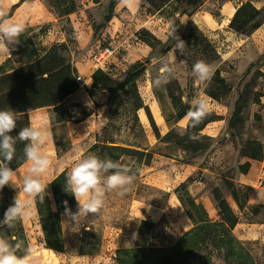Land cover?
<instances>
[{"label":"rangeland","instance_id":"rangeland-1","mask_svg":"<svg viewBox=\"0 0 264 264\" xmlns=\"http://www.w3.org/2000/svg\"><path fill=\"white\" fill-rule=\"evenodd\" d=\"M47 9L52 10L47 0H37ZM100 0H94V3ZM108 3L109 0H103ZM168 0H145L138 14L134 17L126 18L125 27L120 36L116 39H109L105 34V29L109 23H104L100 12L102 5L92 6L82 9L76 5L87 18L86 27L91 25L89 39L86 32L82 33V43L77 47L75 36L69 34L67 45L70 51L71 60L77 58L78 54L90 57L96 65L107 73L114 81H120L136 62L144 64V72L136 80L138 93L147 108L137 112L138 123L134 122L128 100L122 95L112 108L114 113H109L102 103L106 98V91L102 88L94 89L89 96L86 91L88 87L84 84L83 77L79 78V89L74 98H66L63 107L67 111L66 121L51 123L49 121L50 110L43 108L39 114H43L45 121L42 128L51 131L52 136L43 146L51 161L49 172L43 176L44 182L48 184L46 189L48 198L52 202L55 210L54 201L50 193L49 183L64 170H70L72 163L82 156L96 154L90 148L99 141H114L117 144H128L145 148L154 153L150 166H142L138 170V175L130 189L123 196L115 193L106 194L105 205L101 211L95 215L88 214L79 224L69 213L78 211V202L75 200L74 210L60 215L63 249L61 252H49L44 247L43 234L38 223V216L34 201L31 205V214L20 220L24 231L27 246H32L35 250L37 264H116V252L121 249H130L139 239L138 229L141 221H150L154 227L143 233L146 245L155 247H168L173 245L177 239L189 230V226L184 222L179 214L175 213L170 207L169 195L175 194L179 186L170 185L167 179V172L170 167L190 164L193 167H203L209 162L212 153L221 148L225 143L229 146L226 156L231 160L225 176L234 178L236 175V165L239 161V142L244 140L264 139L261 128V120L256 110L260 106V101L264 100V54L255 60L254 66L248 74H245L248 62L247 51L238 47H231L228 42H223L219 38H209V34L203 32V36L208 39L217 54L215 61L209 62L208 56L198 44L191 24L188 23L184 29L178 25L177 13L188 14V10L205 8L214 17L218 16L217 10L223 0H174L167 8L154 15L160 18V26L163 30H157L156 26H151V30L157 31L153 36L150 30L141 28L144 22L149 21L154 13V9H159ZM54 12V10H52ZM56 14V13H55ZM261 21H264V8L261 11ZM169 25V26H167ZM166 27V28H164ZM69 30V26L63 27ZM44 27L42 28L43 31ZM165 29V30H164ZM37 28L31 29L34 38L39 32ZM142 31H147L155 37L157 45L152 49L141 40L148 36ZM177 35L185 43L182 53L177 49ZM244 36V35H242ZM162 40H159V39ZM34 44L43 49L37 39H33ZM163 41V42H162ZM149 48L151 52L147 55L144 48ZM169 47L170 51L163 56H159V49ZM78 48V49H77ZM175 55V74L163 87H156L153 83L161 67L157 61L160 58L170 59ZM9 64L3 63L0 72L4 68L18 67L23 63V58L16 51L11 52L8 58ZM198 60H204L210 64L215 71H219L220 77L231 88L228 96L215 101L205 92L209 84L200 86L196 84L192 75V67ZM188 62L191 63L189 68ZM78 76V74H77ZM243 93L245 100L242 105L243 121L238 125L234 136L233 132L227 129V121L230 118L233 104L237 96ZM169 94H172L182 105L191 107L192 100L197 95H202L208 102L210 114L215 115L219 120L206 125L200 136L204 139L188 143V150H183L174 143V138H164L168 133L175 136H183L186 131L187 119L175 123L169 116V105L172 108ZM261 95L258 103L254 104L255 95ZM154 103L156 105H154ZM152 117L160 138L157 139L148 121V115ZM160 122L158 113L163 118V124L155 122L154 115ZM113 115V117L111 116ZM31 116V115H30ZM221 126L223 129L221 130ZM221 130V131H220ZM220 131V133H219ZM219 133V134H218ZM262 143V142H261ZM193 147H197V152H193ZM122 163L133 166V158H123ZM151 168V169H149ZM134 170V167H133ZM27 171L24 166L17 172L18 179ZM158 173L161 185L157 181L147 182L146 176ZM222 174V175H223ZM202 172L195 170L187 182H204ZM164 181V182H163ZM10 187V186H9ZM214 186H210L209 191ZM226 200L234 207L232 199L227 195L222 182L217 186ZM17 196L19 189L10 187ZM176 195V194H175ZM212 197V195H211ZM75 198V197H74ZM235 209V208H234ZM75 211V212H74ZM242 220H249V213L245 212L241 216ZM246 218V219H245ZM251 253V247L243 243ZM203 253L195 254L186 264H202ZM210 264H223L221 259L212 255ZM257 264H262L257 262Z\"/></svg>","mask_w":264,"mask_h":264},{"label":"trees","instance_id":"trees-1","mask_svg":"<svg viewBox=\"0 0 264 264\" xmlns=\"http://www.w3.org/2000/svg\"><path fill=\"white\" fill-rule=\"evenodd\" d=\"M26 1L31 0H19L14 4L7 12L6 18H9L14 10ZM118 1L109 0L107 14L104 16L100 27L110 21ZM47 2L59 17L67 16L76 9L74 0H47ZM261 18V11L255 9L249 2H245L236 9L229 23V28L237 35L248 36L260 26ZM190 30L196 34L195 37L199 40L198 44L208 56L209 62L215 61L217 54L208 39L196 27L192 26ZM142 32L148 37L141 41L153 49L158 41L147 31ZM15 49L16 53L22 56L23 63L18 67L4 68L5 70L0 72V110L10 108L17 112L19 117L17 128L13 130L11 135L16 136L20 129L25 126L42 127L45 117L43 114H39V111L43 108L50 110L48 117L52 124L66 121L68 113L63 107V102L79 89L76 80L77 71L73 66L68 45L53 43L46 48L39 49L34 44L31 29H25L19 37V43L15 44ZM169 51V47H164L159 49L158 53L161 57ZM4 63L9 64V60L7 59ZM187 64L190 68L191 63L188 62ZM253 66L254 63L250 64L245 70V74H248ZM143 72L144 64L136 62L131 65L120 81H114L107 73L97 69L91 75L92 83L86 92L91 96L94 89H104L106 98L102 106L109 113H114L112 110L114 103L122 95H125L133 113L134 122L138 123L137 112L141 109L147 111L136 86V80ZM205 93L213 100L218 101L222 97L228 96L231 93V88L220 77L219 71H215ZM260 96L255 95L254 104L258 103ZM169 98L175 110L174 118L177 121L181 120L186 116L190 106L182 105L172 94H169ZM244 100V94L240 93L233 104L230 118L227 121V129L233 132L232 136L243 121L242 105ZM32 111L34 112L30 116L29 113ZM147 115L153 134L159 139L158 129L149 112ZM111 116L113 117L112 114ZM217 120L219 119L215 115L209 113L195 128L190 127L188 121L183 136H175L170 132L164 138L172 137L177 146L183 150H188V143L204 139L200 136V132L206 125ZM192 136L197 138L192 139ZM23 148L24 143L18 142L16 144L15 157L9 164L16 171L24 166L28 167L24 160ZM239 148L240 157L255 161L263 158V144L258 140L241 141ZM90 150H95L96 155L101 159L111 158L114 161H122L126 157L133 158L134 171L139 170L142 166L149 167L154 156L152 151L145 148L105 140L97 142ZM197 150V147H193V152H197ZM249 168V163L236 165V174L245 175ZM136 175H138V171H136ZM66 177L67 170H64L49 183L55 210L52 208V202L48 198L47 192L43 202L39 198L34 200L38 223L43 234L44 247L55 252H61L63 249L60 215L75 208L74 196L65 190ZM42 179L44 181L43 177ZM221 182L227 195L238 210L242 211L246 207L251 189L237 184L234 178L227 176H223ZM210 193L218 211L219 219L217 221H211L207 218L203 206L196 203L187 193L185 184H181L176 188L175 194L191 220L192 228L182 234L173 245L155 247L146 245L143 239V233L152 229L154 223L141 221L137 232L139 239L132 248L121 249L116 252V264H186L193 255L199 253H203L202 264H210L212 255L221 259L223 264H257L249 249L233 234L238 223V216L230 207L221 190L218 187H213ZM14 197V191L9 186L0 190V220L4 219V213L13 204ZM65 202L67 203L65 204ZM250 210L252 214H256L261 210V207H252ZM0 235H4L13 243L22 242L23 247H27L20 221L12 230L8 229L7 226L0 227ZM23 254V250L18 252V255Z\"/></svg>","mask_w":264,"mask_h":264},{"label":"crops","instance_id":"crops-1","mask_svg":"<svg viewBox=\"0 0 264 264\" xmlns=\"http://www.w3.org/2000/svg\"><path fill=\"white\" fill-rule=\"evenodd\" d=\"M19 0H0V9H3L6 13L10 8L16 4ZM145 0H129L127 3H121V0L118 1L114 7L113 15L110 19L108 27L105 29V34H108L109 39L113 40L120 36L125 27V19L129 16L134 17L138 14L142 4ZM174 0H168L159 9L153 10V15L148 18L149 21L144 22L141 28L150 30L153 36L156 35L157 31L155 29L151 30V26H156L157 30H163L160 26V18H154L156 13H159L164 8H167ZM75 5L82 6V9H88L90 7H96L102 5L99 9L103 18L107 14L108 3L100 0L99 2L94 3V0H74ZM109 2V1H108ZM245 2H249L257 10L262 11L264 8V0H223L219 4L217 10L218 16L214 17L210 12L205 10V8L199 7L197 9L188 10V14H175V17L178 18L179 25L183 26L185 29L187 24L190 23L191 26L196 27L201 33L206 32L209 34V38L220 39L223 42H228L231 44L232 48L236 49L241 47L247 51V66L245 70L249 67L250 64L254 63L255 60L259 59L264 54V21L260 26L253 31L248 36L237 35L233 33L229 28V23L236 11V9ZM77 11L64 16L59 17L54 9H47L37 0H31L21 3L13 12V14L7 18L12 21L22 23L25 26V29L37 28L39 30L38 34L34 36L33 39H37L38 43L45 48L50 46L53 43H65L67 44V38H70L69 34H73L76 41L77 47L82 43V33L84 30L86 32V38L89 39L91 33V25L86 27L87 18L84 14V11L78 8ZM76 10V9H75ZM106 23V24H107ZM69 26V30H65L63 27ZM169 26V25H167ZM44 27L43 31L42 28ZM166 28V27H164ZM165 30V29H164ZM159 40H162L161 38ZM163 42V41H162ZM11 52L16 51L15 44L9 45ZM78 49V48H77ZM145 54H149L151 50L147 47L143 49ZM10 55L0 57V68L2 64L10 58ZM73 66L77 71V78L83 77L84 84L88 87L91 86L92 80L91 75L99 67L96 63L87 56H84L83 53L78 54L77 58H73ZM85 93L86 90H79ZM87 93V92H86ZM76 92L70 95L68 98H74ZM260 106L256 110V113L261 120V128L264 135V100L260 101ZM154 105H156L154 103ZM169 117L172 118L175 123L180 121H185L186 118L181 120H176L174 118L175 110L171 108L169 103ZM41 111V109H40ZM34 111L30 112L31 115ZM154 115V113H153ZM161 121L159 122L154 115L155 122L158 124H163L164 120L162 116L158 113ZM188 122V121H187ZM42 128V127H40ZM221 130L223 126L220 127ZM220 130V131H221ZM219 131V133H220ZM218 133V134H219ZM263 144V158L259 161L250 160L245 157H240L237 165H242L244 163H249L250 168L247 174H236L234 181L242 186L249 187L251 192L248 196L246 207L239 211L236 205L234 207L229 203L232 210L238 216V223L233 230L235 237L240 240L242 243H247L251 247V255L256 262H261L264 264V139H261ZM229 146L225 143L221 148H218L215 152L212 153V156L209 158V162L205 163L203 167H193L190 164H184L182 166H173L168 170V182L170 185L180 186L185 184L186 191L189 196L196 202L203 206L207 218L211 221H217L219 219L218 211L215 207L213 198L209 191L210 186L217 187L221 178L225 176L223 173L227 170V167L230 165L232 158L226 156ZM23 168V167H22ZM21 168V169H22ZM148 168V167H147ZM19 169V170H21ZM151 169V168H149ZM18 170V171H19ZM195 170L202 172V177L205 179L204 182H187L189 178L193 175ZM17 171V172H18ZM223 174V175H222ZM158 173H153L146 176L147 182L157 181V185H161V179L159 178ZM164 182V181H163ZM170 207L172 210L179 214L183 218L184 222L189 226V230L192 228V222L186 215L184 209L179 203L177 196L175 194L169 195ZM260 206L261 210L252 214L251 208ZM235 208V209H234ZM249 213V220H242L243 213ZM246 219V218H245ZM52 252L51 250H48Z\"/></svg>","mask_w":264,"mask_h":264},{"label":"clouds","instance_id":"clouds-1","mask_svg":"<svg viewBox=\"0 0 264 264\" xmlns=\"http://www.w3.org/2000/svg\"><path fill=\"white\" fill-rule=\"evenodd\" d=\"M129 0H121L127 3ZM7 13L0 9V57L10 55L9 45L19 43V37L25 31L22 23L6 18ZM176 50L182 53L186 46L177 35ZM161 67L153 81L156 87H163L175 74V55L170 59L160 58ZM215 73V69L205 62L198 60L192 67V75L196 84L207 86ZM210 113L207 100L197 95L191 102V107L185 118L190 127H197ZM19 117L17 112L10 108L0 110V190L5 186L19 189L14 202L0 220V227L7 226L12 230L16 223L31 214V205L36 198L41 202L46 195V184L42 177L51 167L48 154L42 150L52 133L46 128L32 125L22 127L16 136L11 135L17 128ZM192 139L197 137L192 136ZM24 143L23 156L28 164L25 174L18 179L17 171L9 166L16 154V144ZM134 166L111 158L101 159L96 154H88L74 161L67 173L65 190L75 197L78 202V211L69 213L79 224L88 214H97L105 205L106 194L115 193L123 196L130 189L136 179ZM67 202H65L66 204ZM23 250V255L18 252ZM0 264H37L35 250L32 246L23 247L22 242H11L4 235H0Z\"/></svg>","mask_w":264,"mask_h":264},{"label":"built area","instance_id":"built-area-1","mask_svg":"<svg viewBox=\"0 0 264 264\" xmlns=\"http://www.w3.org/2000/svg\"><path fill=\"white\" fill-rule=\"evenodd\" d=\"M77 82H79V78H76Z\"/></svg>","mask_w":264,"mask_h":264}]
</instances>
